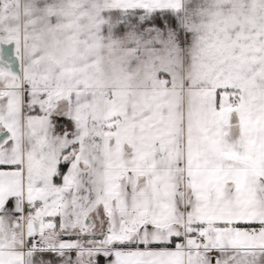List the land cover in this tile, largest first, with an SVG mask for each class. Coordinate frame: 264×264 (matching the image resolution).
<instances>
[{"label":"snow or ice","instance_id":"snow-or-ice-1","mask_svg":"<svg viewBox=\"0 0 264 264\" xmlns=\"http://www.w3.org/2000/svg\"><path fill=\"white\" fill-rule=\"evenodd\" d=\"M0 264H264V0H0Z\"/></svg>","mask_w":264,"mask_h":264}]
</instances>
